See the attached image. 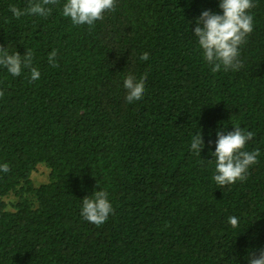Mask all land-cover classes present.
<instances>
[{
	"label": "trees",
	"instance_id": "obj_1",
	"mask_svg": "<svg viewBox=\"0 0 264 264\" xmlns=\"http://www.w3.org/2000/svg\"><path fill=\"white\" fill-rule=\"evenodd\" d=\"M30 3L0 0V47L30 52L41 73L0 68V264H247L264 248V0L236 71H213L191 33L218 0H115L92 26L64 17L63 0L47 16L10 11ZM128 74L145 80L134 104ZM232 126L254 133L245 150L259 155L244 180L218 186L209 151ZM39 164L49 179L33 187ZM95 190L112 205L101 225L80 215Z\"/></svg>",
	"mask_w": 264,
	"mask_h": 264
},
{
	"label": "clouds",
	"instance_id": "obj_2",
	"mask_svg": "<svg viewBox=\"0 0 264 264\" xmlns=\"http://www.w3.org/2000/svg\"><path fill=\"white\" fill-rule=\"evenodd\" d=\"M55 0H31L27 9L10 6L12 14L19 18L26 12L35 16H47ZM115 6V0H63L61 12L70 19L73 25L92 26L103 18L105 12ZM254 6L253 0H218V12L202 10L194 18V28L191 30L200 54L205 62L216 71L239 70L242 62L239 59L240 46L253 30V16L250 9ZM189 27V26H188ZM57 53L55 50L48 54V63L55 66ZM145 53L140 56L141 61H148ZM32 55L26 52L20 55L17 51L9 52L0 47V68L11 76H19L25 69H30V79L36 81L40 78V71L31 67ZM125 91V101L134 104L142 100L145 94L144 78H137L128 74L122 81ZM214 150L209 151L214 163L212 180L218 186L230 185L238 180H244L249 168L257 162L259 150H245L247 143L252 140L254 133L245 131L238 126L232 130L219 129L216 132ZM211 144V141L209 142ZM205 148L201 130L195 133L190 142V151L199 154ZM9 165L0 163V174H7ZM112 214V205L106 192L95 190L91 195L81 200L80 215L83 220L101 225ZM228 224L237 226L236 216L228 217ZM247 264H264V248L246 257Z\"/></svg>",
	"mask_w": 264,
	"mask_h": 264
},
{
	"label": "rangeland",
	"instance_id": "obj_3",
	"mask_svg": "<svg viewBox=\"0 0 264 264\" xmlns=\"http://www.w3.org/2000/svg\"><path fill=\"white\" fill-rule=\"evenodd\" d=\"M49 179V170L43 165L39 164L36 169L32 172L30 180L33 187H37L41 184L48 182ZM28 197L32 199V197L26 194ZM17 201V197L14 193L9 194L4 198V203L8 210H12L13 205Z\"/></svg>",
	"mask_w": 264,
	"mask_h": 264
}]
</instances>
